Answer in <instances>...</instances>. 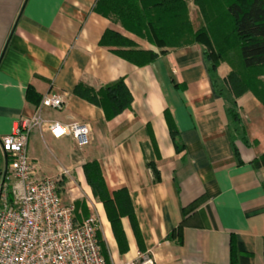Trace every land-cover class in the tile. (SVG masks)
Returning <instances> with one entry per match:
<instances>
[{"label": "crops", "instance_id": "crops-1", "mask_svg": "<svg viewBox=\"0 0 264 264\" xmlns=\"http://www.w3.org/2000/svg\"><path fill=\"white\" fill-rule=\"evenodd\" d=\"M95 2L0 0V137L36 111L26 98L28 85L41 97L62 100L59 109H41L45 121L88 125L89 144L83 147L69 136L54 138L45 127L33 129L27 154L37 164L36 179L60 178L63 203L79 202L82 218L97 216L108 264L137 252L153 264H230L231 255L235 264H263L264 168L253 169L251 161L264 152V105L249 90L237 97L249 144L236 141L234 150L224 101L214 91L201 46L163 49L148 64L133 65L99 45L105 30L122 31L93 10ZM136 41L142 49L151 47ZM229 72L227 63L218 65L220 79ZM119 78L131 104L111 118L76 91L78 85L98 90ZM92 161L109 196L116 194L124 252L87 183L83 165ZM62 170L69 175L61 176ZM69 181L76 185L70 191ZM178 230V237L167 238Z\"/></svg>", "mask_w": 264, "mask_h": 264}, {"label": "trees", "instance_id": "trees-1", "mask_svg": "<svg viewBox=\"0 0 264 264\" xmlns=\"http://www.w3.org/2000/svg\"><path fill=\"white\" fill-rule=\"evenodd\" d=\"M93 10L119 24L127 33L126 35L109 28L102 34L99 45L109 48L115 55L133 65L148 64L164 52L163 49L201 46L214 91L224 101L232 147L236 150V141L249 144L236 99L249 90L264 105V0H96ZM128 34L146 40L151 47L140 48L136 39ZM222 62L228 64L230 72L220 79L217 67ZM76 91L87 101L99 106L106 118L130 108L131 95L122 78L103 85L98 90L78 85ZM26 98L35 102L38 107L42 97L32 85H28ZM164 115L175 150L180 152L182 148L175 124L168 111ZM148 165L155 180H158L156 167L152 163ZM251 166L255 170L264 168V152L252 159ZM83 170L87 183L106 209L120 252H124L125 238L120 225V211L116 212L114 208L116 194L109 196L95 161L85 163ZM81 214L82 207L75 201L74 224H81L87 218H82ZM131 221L135 234L138 235L133 216ZM178 236L179 230L170 233L167 238ZM96 238L107 262L98 231ZM262 250L264 264V238ZM230 264H235L232 255Z\"/></svg>", "mask_w": 264, "mask_h": 264}, {"label": "built area", "instance_id": "built-area-1", "mask_svg": "<svg viewBox=\"0 0 264 264\" xmlns=\"http://www.w3.org/2000/svg\"><path fill=\"white\" fill-rule=\"evenodd\" d=\"M61 98L44 95L36 111L16 120L10 134L0 137L6 163L0 169V264H108L96 238L99 220L89 214L74 224V202L63 203L60 178L36 179L37 164L27 154L29 133L45 127L54 138L71 137L78 147L89 144L87 124L47 122L42 108L59 109ZM61 176L69 171L62 170ZM69 191L76 188L69 181ZM121 264H153L137 252Z\"/></svg>", "mask_w": 264, "mask_h": 264}, {"label": "rangeland", "instance_id": "rangeland-1", "mask_svg": "<svg viewBox=\"0 0 264 264\" xmlns=\"http://www.w3.org/2000/svg\"><path fill=\"white\" fill-rule=\"evenodd\" d=\"M120 27H121V26H120ZM121 31H122L121 33L127 35V33L123 30L122 27H121ZM128 35H129V34H128ZM129 36L132 37V38L138 39V38H136V37H134V36H132V35H129ZM141 40H144V39H141ZM144 41H146V40H144ZM146 42H147V41H146ZM3 165H4V158H3V155H2L1 150H0V168H2Z\"/></svg>", "mask_w": 264, "mask_h": 264}]
</instances>
